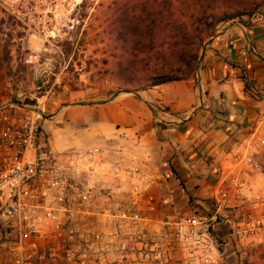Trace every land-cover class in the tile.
<instances>
[{
  "label": "rangeland",
  "instance_id": "obj_1",
  "mask_svg": "<svg viewBox=\"0 0 264 264\" xmlns=\"http://www.w3.org/2000/svg\"><path fill=\"white\" fill-rule=\"evenodd\" d=\"M138 1L147 4V8L156 7L152 0H0V107H43L47 119L62 103L86 106L108 102L118 91L146 89L144 81L151 75L144 69L142 58L147 60V56L134 52L140 49L136 47L138 40L130 36L129 24L124 23L126 17L131 21L139 17ZM165 1L167 4L160 9L166 14L170 12L185 22L202 20L204 30L212 27L213 35L220 21H223L220 25L232 22L248 25L253 18L264 17V0ZM121 20L123 24H119ZM207 40L204 38V43ZM47 59L52 63V70L49 83L42 85L36 72L45 70L43 64ZM194 152L196 156L202 155L197 149ZM210 159L206 158L208 162ZM89 170L92 168L88 163L80 162L76 181L88 184ZM148 174L152 183L142 187L137 196L130 195L129 185L123 194L116 195L110 189L109 197L104 193L99 195L92 214L76 217L80 234L86 235L92 229L95 235H108L105 222L124 214L127 218L139 216L147 221L141 223L143 234L160 238L159 253L165 261L167 236L174 235L181 220L198 215L207 218L206 224L211 226L221 247L217 252L212 251L208 263L194 264H264V226L253 237L236 241L230 238L225 213L236 214L237 219L243 220L246 210L225 209L217 214L213 194L218 179L214 175L204 177L201 184L188 192L186 182L177 174L165 180ZM157 183L161 184L159 188ZM254 185L258 190L250 199L264 201L263 177ZM250 215L264 219V210L250 208ZM113 230L111 227L110 231ZM129 234L135 235L134 230L125 233L118 230L114 236ZM49 239L48 248L55 250L54 256L32 260L31 264H91L93 261L80 257L85 251L81 240L65 243L62 236L58 248L55 235ZM115 260L114 251L105 263L95 262L109 264ZM171 264H185V259L178 254Z\"/></svg>",
  "mask_w": 264,
  "mask_h": 264
},
{
  "label": "crops",
  "instance_id": "obj_2",
  "mask_svg": "<svg viewBox=\"0 0 264 264\" xmlns=\"http://www.w3.org/2000/svg\"><path fill=\"white\" fill-rule=\"evenodd\" d=\"M201 57L195 79L86 106L62 103L43 121L50 146L57 154L98 151L87 173L96 192L115 189L125 170L139 167L159 180L177 174L188 192L214 175V191L225 182L234 195L254 196L262 175L250 176L229 153L264 124V17L219 25ZM240 205V198L231 204Z\"/></svg>",
  "mask_w": 264,
  "mask_h": 264
},
{
  "label": "built area",
  "instance_id": "obj_3",
  "mask_svg": "<svg viewBox=\"0 0 264 264\" xmlns=\"http://www.w3.org/2000/svg\"><path fill=\"white\" fill-rule=\"evenodd\" d=\"M43 67L45 70L37 71L36 78L46 85L51 61L47 59ZM45 119L43 107H0V264H31L32 260L54 256L55 250L48 248L52 234L58 248L62 236L65 243L81 240L85 251L80 257L93 259L91 264L100 260L105 263L114 251L117 260L109 264H171L178 254L185 264L208 263L212 251L221 247L211 226L206 224L207 218L198 215L181 220L174 235L167 236L165 261L159 253L160 238L143 234L141 223L147 221L139 216L127 218L124 214L105 222L108 235H95L92 229L86 235L80 234L76 217L92 214L99 195L108 196L111 190L116 195L123 194L129 185L130 195L137 196L152 179L144 170L134 167L125 170L124 178L111 190L96 192L89 184L76 181L77 165L93 161L94 154L99 152L57 154L44 131ZM229 155L233 164L244 167L250 176L259 171L264 179V124L256 126L242 140L234 141ZM234 194L224 182L218 184L213 196L218 215L225 209L237 208L231 204L240 198L238 208L246 210L243 220L237 219L236 214L224 215L230 238L236 241L255 236L257 229L264 226L263 218L250 215V208L264 210V201L254 202L244 194ZM131 229L135 235L114 236L118 230L125 233Z\"/></svg>",
  "mask_w": 264,
  "mask_h": 264
},
{
  "label": "trees",
  "instance_id": "obj_4",
  "mask_svg": "<svg viewBox=\"0 0 264 264\" xmlns=\"http://www.w3.org/2000/svg\"><path fill=\"white\" fill-rule=\"evenodd\" d=\"M152 3H156V7L147 8V4L138 1L136 5L139 7H136L141 10L139 17L132 21L126 17L124 22L129 24L130 36L138 40L136 47L140 49L134 52L147 56V60L142 58V63L151 76L144 81V87L153 88L195 77L204 38L213 36L212 27L204 30L202 20L185 22L170 12L166 14L160 9L167 4L165 0H152ZM222 22L217 23L214 30ZM119 24H123V21ZM119 69L122 70V67Z\"/></svg>",
  "mask_w": 264,
  "mask_h": 264
},
{
  "label": "water",
  "instance_id": "obj_5",
  "mask_svg": "<svg viewBox=\"0 0 264 264\" xmlns=\"http://www.w3.org/2000/svg\"><path fill=\"white\" fill-rule=\"evenodd\" d=\"M203 57H201V59L199 60L198 64H200L201 60H202Z\"/></svg>",
  "mask_w": 264,
  "mask_h": 264
},
{
  "label": "flooded vegetation",
  "instance_id": "obj_6",
  "mask_svg": "<svg viewBox=\"0 0 264 264\" xmlns=\"http://www.w3.org/2000/svg\"><path fill=\"white\" fill-rule=\"evenodd\" d=\"M154 240V239H153ZM155 241V240H154ZM153 242V241H152Z\"/></svg>",
  "mask_w": 264,
  "mask_h": 264
}]
</instances>
